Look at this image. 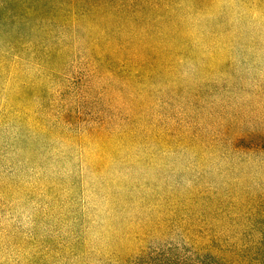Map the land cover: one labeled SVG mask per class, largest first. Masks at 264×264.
I'll return each mask as SVG.
<instances>
[{"label": "rangeland", "instance_id": "obj_1", "mask_svg": "<svg viewBox=\"0 0 264 264\" xmlns=\"http://www.w3.org/2000/svg\"><path fill=\"white\" fill-rule=\"evenodd\" d=\"M0 264H264V0H0Z\"/></svg>", "mask_w": 264, "mask_h": 264}, {"label": "trees", "instance_id": "obj_2", "mask_svg": "<svg viewBox=\"0 0 264 264\" xmlns=\"http://www.w3.org/2000/svg\"><path fill=\"white\" fill-rule=\"evenodd\" d=\"M30 8V7H29ZM30 9H34L36 11H38V9H35V8H30ZM29 9V10H30ZM92 46V45H91ZM143 47H137L135 49H132V54L131 55H126L124 53H121L123 56H124V61L126 64H129L131 66V64H133L134 61H136V57L140 58L142 60V58H145V54H141V52L143 51L144 49V45H142ZM90 50H91V47H89ZM92 50H93V47H92ZM95 50V49H94ZM98 53H103V50L101 49V47H99L97 50H96ZM146 59H143L142 61L145 62ZM141 62V61H140ZM143 62L141 63H138V65L142 66ZM134 78V76H132L130 79Z\"/></svg>", "mask_w": 264, "mask_h": 264}]
</instances>
